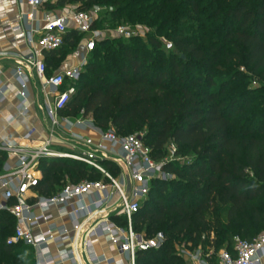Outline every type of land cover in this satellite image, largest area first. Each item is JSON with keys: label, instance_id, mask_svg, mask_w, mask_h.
Instances as JSON below:
<instances>
[{"label": "trees", "instance_id": "obj_1", "mask_svg": "<svg viewBox=\"0 0 264 264\" xmlns=\"http://www.w3.org/2000/svg\"><path fill=\"white\" fill-rule=\"evenodd\" d=\"M69 4L83 11L106 7L113 19L146 23L152 29L149 43L159 46L154 35L164 31L180 52L153 62L125 48L122 58H113L124 43L98 40L77 92L61 112L91 115L103 132L141 133L157 160L165 159L171 144L175 157H191L183 166L172 161L165 165L175 179L152 181L134 227L149 236L162 231L167 239L160 249L140 253L137 264H185L177 242L206 253L214 248V258L221 250H232L235 236L252 240L264 232V94L252 97L254 92L245 90L247 75L238 70L245 67L264 90V0H57L46 8ZM205 13L216 24L199 36L187 35L185 19ZM78 34L70 29L63 46L49 53H63ZM99 50L105 66L96 62ZM220 76L224 78L216 80ZM2 154L0 167L6 161ZM104 164L113 175L120 174L115 163ZM41 167L40 195L57 192L67 177L73 183L104 178L70 159L43 160ZM11 221L16 224L10 213L0 212V258L7 259L0 264H35L32 247L7 244L10 234L5 230ZM215 231L223 233L226 243L211 241Z\"/></svg>", "mask_w": 264, "mask_h": 264}, {"label": "built area", "instance_id": "obj_2", "mask_svg": "<svg viewBox=\"0 0 264 264\" xmlns=\"http://www.w3.org/2000/svg\"><path fill=\"white\" fill-rule=\"evenodd\" d=\"M56 2L27 0L33 9L46 8ZM101 11L100 6H95L91 11L74 9L64 10L61 15L48 13L42 27L33 29L27 36L36 55L59 50L70 24L77 32L88 34L87 56L78 67L49 76L44 61L27 60L45 92L47 137L38 143L31 138L25 142H0V152H6L8 158L15 161L12 167L0 173L3 189L0 212L7 211L16 220L7 244L23 243L32 247L36 264H137L140 253L160 249L167 239L162 231L149 236L135 230L134 221L150 193L152 181L173 177L164 167L173 161L176 146L171 144L165 159L157 160L141 133L120 136L114 129L106 132L98 129L91 115L75 121L61 115L78 90L88 54L104 36L101 29L94 27ZM115 32L129 39L146 34L148 29L140 25L133 31L129 26H120ZM16 73L25 88L29 77L23 66ZM21 95L25 96L24 90ZM75 126L99 130V140L73 132L71 128ZM47 159L77 161L101 172L104 178L67 183L51 195H40L37 188L44 177L41 162ZM105 161L118 165L120 174L113 175ZM89 196L93 198L86 203ZM53 208L57 209L59 217L69 219L70 226L54 221ZM43 224H46L44 229ZM101 237L108 241L114 255L97 252L95 246ZM187 246L191 244L177 246V251L190 262L188 264H257L264 253V232L252 240L235 236L232 250H221L214 258L213 252L205 256L200 248L191 253ZM211 259H215L214 263Z\"/></svg>", "mask_w": 264, "mask_h": 264}, {"label": "crops", "instance_id": "obj_3", "mask_svg": "<svg viewBox=\"0 0 264 264\" xmlns=\"http://www.w3.org/2000/svg\"><path fill=\"white\" fill-rule=\"evenodd\" d=\"M77 6L69 4L55 12L47 8L33 9L27 0H0V142H25L27 138H31L38 143L47 137L49 121L44 109L46 106L45 92L35 75V70L29 67L27 60L36 58L44 61L48 69L47 74L50 76L82 65L87 56L86 42L76 53H70L66 57L63 53L49 52H39L33 55L34 48L28 43L27 36L33 29L42 27L43 20L48 13L61 15L64 10H74ZM70 29H72L71 24ZM20 66H23L29 77L25 88L16 73ZM23 90L24 97L21 95ZM66 129L68 131L67 127ZM71 130L85 137L99 140L100 132L95 128L75 126ZM14 163L13 159L8 158L4 171L12 167ZM92 198L93 196H89L85 202L89 203ZM2 199L3 189L0 187V200ZM36 212L39 213L38 210ZM51 212L57 224L70 226L69 219L59 217L56 208H53ZM45 227L46 224L41 226L42 229ZM95 248L97 252L114 255L109 250V243L104 237L100 238ZM202 252L206 256L213 251L211 249L208 253L203 250ZM185 261L187 264L190 263L186 259ZM210 261L214 263L212 259ZM257 264H264V253Z\"/></svg>", "mask_w": 264, "mask_h": 264}, {"label": "rangeland", "instance_id": "obj_4", "mask_svg": "<svg viewBox=\"0 0 264 264\" xmlns=\"http://www.w3.org/2000/svg\"><path fill=\"white\" fill-rule=\"evenodd\" d=\"M76 9H79V7H75ZM102 11L98 14V17L95 21L96 23V28L101 29L103 31V39H110L113 40L112 45L113 46H118V43H124V47H118V50H116V53L113 54L114 57L113 58H122V52L125 48H131L133 51H135L136 53L139 54V57L142 58L143 56L146 58H150L153 62H156V58L157 57H162L164 59H169L173 54H177L180 55V52L177 51L174 46H173V42L171 40L168 39V37H166L165 32H156L154 36H157L160 45L159 46H154L153 44L149 43L148 41V35L152 32V29L150 28V26H148L146 23H136V22H127L124 21L122 19L119 20V18L113 19L108 13H107V8L106 7H101ZM62 9H53L52 11H59ZM208 13L202 14L201 16L198 17H194V19H189L184 21V23L186 24L185 26H187L189 28V30L187 31V35L192 36H199L201 34H204L206 32H208V26H210V24H216V23H211L210 21H208V19L206 18ZM152 16L150 15L147 18V22H150V20H152ZM144 26L145 28L148 29V32L142 36H137V37H131L129 39L124 38L119 36L115 30L120 27V26H129L133 31L136 30V28L138 26ZM135 38H139L140 41H135ZM88 39V34L86 33H81L78 34L76 39H75V44L73 46H66L64 47V51H63V55L64 57H66L67 55H69L70 53L74 54L76 53L81 46H83V44L86 42V40ZM209 41H213V38H210ZM100 51H98V53L96 54V57H98L100 55ZM103 54V53H102ZM90 54H88V59H89ZM101 57V58H100ZM91 58V57H90ZM96 62L98 64V66H105L104 64V60L102 56H99L98 59H96ZM233 70H236V68H238L237 66H233L231 67ZM238 70L244 72L247 75V78H245L244 80V85H245V90H251L254 93L252 94V97L254 96H259L264 94V90H262V83H260L257 79L256 76H253L251 73H248L245 69V67H239ZM98 70L95 71V74H98ZM221 78H224V76H220L217 77L216 80H221ZM251 97V98H252ZM63 118H70L71 121H75L78 118H80V116H76V117H69L67 114L62 116ZM109 131V130H106ZM116 132V131H115ZM142 133H144V131H141ZM169 147H167V151L169 152ZM2 153V152H0ZM168 155V153H167ZM5 157L6 161L4 162V164L0 167V171H4V169L6 168V162L8 160V155L6 152H3V154L1 155V157ZM191 161V157L185 156V157H181V156H177L174 157L172 162H175L178 165L183 166L185 163L190 162ZM67 183H73L72 180L69 179V177H67ZM175 179L174 177L169 178V180H173ZM147 199V198H146ZM222 218H224V213H221ZM16 224H14V221H11V225L6 227L5 233L6 234H10V236L12 235L11 233L14 231V227ZM9 236V237H10ZM8 239V237H7ZM211 241L213 242H217L219 241L221 242H225L226 240L224 238L223 233L220 232H213L211 233ZM183 243H179L177 242L176 245V249L177 246H182ZM187 250L190 251L191 253L195 252V250L197 249H191V247L187 246ZM212 251H214V248H212ZM0 260H7L6 258L1 259ZM187 264V263H185Z\"/></svg>", "mask_w": 264, "mask_h": 264}]
</instances>
